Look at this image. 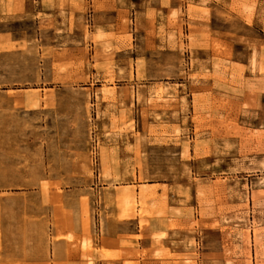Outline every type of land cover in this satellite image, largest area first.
<instances>
[{
  "label": "rangeland",
  "instance_id": "1",
  "mask_svg": "<svg viewBox=\"0 0 264 264\" xmlns=\"http://www.w3.org/2000/svg\"><path fill=\"white\" fill-rule=\"evenodd\" d=\"M99 256L264 264V0H0V264Z\"/></svg>",
  "mask_w": 264,
  "mask_h": 264
},
{
  "label": "crops",
  "instance_id": "2",
  "mask_svg": "<svg viewBox=\"0 0 264 264\" xmlns=\"http://www.w3.org/2000/svg\"><path fill=\"white\" fill-rule=\"evenodd\" d=\"M131 230L132 229L128 228V227H120V229H117L116 231L106 230L105 231V239L103 241L104 248L107 250H111V251L120 248L121 240H120L119 235H124V233H127V232L130 233ZM139 243L148 244L149 241L148 240H141ZM96 264H120V261L106 259V258L99 256L98 260L96 261Z\"/></svg>",
  "mask_w": 264,
  "mask_h": 264
}]
</instances>
